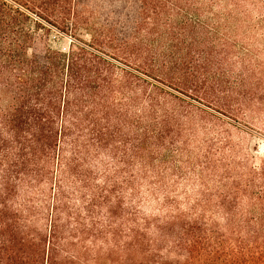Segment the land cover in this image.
I'll return each mask as SVG.
<instances>
[{
	"label": "trees",
	"instance_id": "16d2710c",
	"mask_svg": "<svg viewBox=\"0 0 264 264\" xmlns=\"http://www.w3.org/2000/svg\"><path fill=\"white\" fill-rule=\"evenodd\" d=\"M50 26L89 40L54 49ZM250 30L264 36V0H0V264H80L103 243L122 264L136 252L140 264H259L246 248L257 233L217 234L211 215L177 203L147 214L140 190L154 194L175 161L165 153L185 147L182 95L220 112L264 106ZM202 158L224 195L214 213L230 220L239 182L214 153ZM255 181L262 198L264 164Z\"/></svg>",
	"mask_w": 264,
	"mask_h": 264
},
{
	"label": "rangeland",
	"instance_id": "374dc122",
	"mask_svg": "<svg viewBox=\"0 0 264 264\" xmlns=\"http://www.w3.org/2000/svg\"><path fill=\"white\" fill-rule=\"evenodd\" d=\"M50 27L48 42L54 49L67 51L71 42L78 41L77 38L89 40L84 29L72 35L60 32L53 26ZM253 32V30L247 31L243 39L250 40L248 47L252 50L251 59L264 60V36L259 34L257 39V35ZM238 70V67H234L232 74L237 75ZM250 86L247 84L246 88L249 89ZM182 96L190 101L191 104L185 106L192 110V115L185 120V124L190 126V129L181 136L185 141V147L182 152L165 153L169 161L172 158L175 161L166 170L160 185L154 189V194L146 191V186L140 188L142 206L147 214L156 216L166 213L172 207L170 204H165L164 210L161 211L159 210L161 202L177 203L180 212L198 214L203 220H207L211 215L212 223L218 225L217 234L233 232V236L242 237L245 234L257 233L254 246L246 248L258 254V259L261 261L259 264H264V197L261 198V194L258 193L262 183L255 181L247 186L245 184L251 172L264 164V106L262 108L250 106L243 111L220 112L213 104ZM238 100L239 97H232L230 102L236 105ZM245 101L246 99L243 102ZM208 152L214 153V158L220 159L219 169L223 172L221 175L225 176L228 182L232 180L239 182L240 191L235 194L237 210H234L235 213L230 220L222 218L220 213H214L215 200L224 195H220L218 185L212 180V173L209 174L208 170L201 171L197 165ZM239 172L242 174V179L237 178ZM257 172L258 170L255 174ZM226 176H229V179ZM232 177L237 179H231ZM206 200L213 205L205 207ZM91 244L93 243L89 242L90 246ZM111 248L110 244L96 245L92 250L85 252L80 264H122L117 260L118 251L115 248L110 250ZM109 251H112L111 255L107 254ZM92 255L97 256V260L91 259ZM166 255L168 263L180 260V256L174 252ZM140 257V253L136 252L126 264H140ZM179 264L231 263L224 262L221 258L213 260L205 258L194 263L183 261Z\"/></svg>",
	"mask_w": 264,
	"mask_h": 264
}]
</instances>
